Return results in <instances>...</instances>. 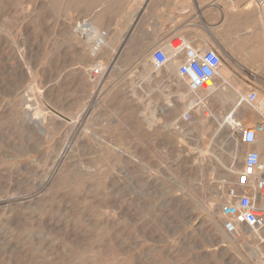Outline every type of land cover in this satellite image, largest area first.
<instances>
[{
    "label": "rangeland",
    "instance_id": "1",
    "mask_svg": "<svg viewBox=\"0 0 264 264\" xmlns=\"http://www.w3.org/2000/svg\"><path fill=\"white\" fill-rule=\"evenodd\" d=\"M208 1L0 0V264L264 262L263 236L220 243L203 209L234 181L233 147L238 170L249 151L218 122L235 102L196 116L175 95V57L151 61ZM84 23L107 33L103 58ZM237 117L257 114L243 102Z\"/></svg>",
    "mask_w": 264,
    "mask_h": 264
},
{
    "label": "built area",
    "instance_id": "2",
    "mask_svg": "<svg viewBox=\"0 0 264 264\" xmlns=\"http://www.w3.org/2000/svg\"><path fill=\"white\" fill-rule=\"evenodd\" d=\"M213 1L235 7L242 0ZM248 1L264 16V0ZM82 26L78 29V33L81 36H90L91 48L96 52L102 49L106 44L107 33L85 30ZM169 46L174 52L172 56L161 49L154 50L151 57L153 66L159 69L165 67L173 57L185 49L181 39L176 40L175 46L171 43ZM186 51L187 55L179 64L177 75L185 82L188 91L205 90L207 83L214 81L219 75L221 57L214 50L187 49ZM90 75L98 79L103 77L104 72L100 67H96L91 70ZM208 89L209 87H206V90ZM256 101L257 96L253 92L244 97V103L256 112L259 122L251 127L238 123L234 131L238 143L244 147L253 145L257 135L264 133V110L254 108ZM218 208L221 229L225 234L239 237L243 230H248L254 235L263 236L264 239V163L258 152L250 151L244 155L242 166L236 171L234 181L227 187L224 199Z\"/></svg>",
    "mask_w": 264,
    "mask_h": 264
},
{
    "label": "crops",
    "instance_id": "3",
    "mask_svg": "<svg viewBox=\"0 0 264 264\" xmlns=\"http://www.w3.org/2000/svg\"><path fill=\"white\" fill-rule=\"evenodd\" d=\"M193 17L191 34L169 37L167 33L162 36V42L152 47L151 53L156 49L165 51L166 46L170 48V43L174 46L177 39L183 40L185 49L176 55L179 58L178 69L187 55V49L216 51L221 57L220 70L224 76L216 77L215 81L218 86L221 84V99L225 102L236 101L235 96L238 95L233 93L230 86L233 83L232 86L243 97L255 93L258 110H264V16L248 0H242L235 7L211 0L196 7ZM224 78L229 81L224 83ZM258 122L259 118L256 117L248 127ZM247 148L248 152H258L263 162L264 133L258 134L256 142Z\"/></svg>",
    "mask_w": 264,
    "mask_h": 264
},
{
    "label": "bare ground",
    "instance_id": "4",
    "mask_svg": "<svg viewBox=\"0 0 264 264\" xmlns=\"http://www.w3.org/2000/svg\"><path fill=\"white\" fill-rule=\"evenodd\" d=\"M82 28H84L85 30L90 29L93 32L97 31V27L96 26H91V25H89L87 23H84ZM107 48H108L107 44H105V46L102 49L97 51L101 58H103L104 54L107 52L106 51ZM179 55H180V53H179ZM178 62H179V58L176 56L174 58V61L171 62V66H169V72L168 73L170 74L169 76L173 78L175 95H176V97L178 99L181 100V104L183 105L184 110H188L189 111V108L194 105L195 107L198 108L197 113H195L196 116L204 118V117H202L203 111L201 113V109L203 107H207L208 106L207 103L210 102L211 100H213L217 105L220 104V105H223V106H226V105L229 106L232 103V101L226 103L225 101H223V99H221L220 92L222 91V87H221V84L219 86L216 84V82H215L216 78L214 79V81L207 83V85L205 86V90L197 91V92L188 91V89H186L187 87L185 86V82L177 75ZM220 66H221V64H220ZM218 76L224 77L223 74H222V71L219 73ZM228 81H227V78H224V80H223L224 83H227ZM232 84L230 86H231V88L233 90V93L237 94L238 97L235 96L236 101H235L234 105L231 107V109H229L226 112L224 118L221 119L222 121H218V122H221V126L227 127L228 130L226 132V137L228 138V141H230L231 143L234 142V138L232 136V131H235L236 125L238 124V122H237V118H238L237 117V113H238L239 107L244 102V97H242L240 92H238L239 90H237V91L235 90L236 87L232 86ZM225 86H227V84ZM206 87H209V89L206 90ZM231 97H233V96H231ZM255 109L257 110V108H255ZM192 115H193V123L195 125L196 130H198L197 126L200 125L201 131H198V133H200V134L204 133V131L206 129V128H204V126H205L206 123L204 124V121H201L194 114H192ZM216 121H217V119H216ZM233 148L234 149H232V151H231V156H230L231 160H230V162L231 161L234 162L233 160L235 159L236 166H232V167H229V168L225 169V171H224V173H225L224 175L225 176L224 177H226V178L227 177L230 178V177L234 176L236 171L238 170V168L240 166V156L242 155L243 150L241 148L239 149L238 146H234ZM238 156H239V158H237ZM234 157H236V158H234ZM230 164H232V163H230ZM222 185H223V183H221V187L219 189L221 192H222ZM223 199H224V194L221 197V199L218 200V201L216 199H213V201L216 202V204L214 203L215 204L214 206L212 204H207V205L204 204V207H203L204 211L207 213L209 223L219 233L220 243H228L234 249H236L237 246H239V244H241V245H249L250 242L256 243L260 239H262L261 235H254L253 233L249 232L248 230H243L239 237L229 236V235L225 234L222 231V229H221V227L219 225V215H217V218L214 217V213L216 212V209H214V208H215V206L218 207L220 205V202L223 201ZM257 264H264V262H258Z\"/></svg>",
    "mask_w": 264,
    "mask_h": 264
}]
</instances>
